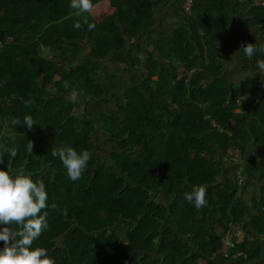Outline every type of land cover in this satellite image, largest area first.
Returning <instances> with one entry per match:
<instances>
[{
  "label": "trees",
  "instance_id": "16d2710c",
  "mask_svg": "<svg viewBox=\"0 0 264 264\" xmlns=\"http://www.w3.org/2000/svg\"><path fill=\"white\" fill-rule=\"evenodd\" d=\"M100 1L92 0L93 6ZM107 1L110 13L96 19L77 15L70 0H0V169L42 181L48 193L41 214L48 213L49 227L32 247L47 249L55 264H200L201 259L216 264L218 258L264 264V173L256 156L243 161L240 184L245 188L261 174L252 203L237 199L234 178L217 181L228 147L240 148L244 158L249 143L264 152V82L259 80L258 90L229 83L222 77L220 46L226 36L239 50L248 43L264 46V5L193 0L191 13H182L185 27L157 41L140 60V45L121 50L151 26L154 7L167 0ZM233 15L239 17L235 24ZM85 19L95 28L88 30ZM77 21L82 28L74 27ZM190 36L196 51H188ZM80 41L88 49L85 59L65 58L68 45L78 55ZM110 52L116 61L144 72L132 71L139 84L123 97L113 96L115 109L87 113L67 95L75 89L104 101L109 92L95 78ZM261 59L262 52L247 58L248 68L258 72ZM178 66L194 69L187 83L175 79ZM243 95L236 111V99ZM30 97L35 103L26 108L22 100ZM25 115L37 123L32 129L22 124ZM14 118L21 124L13 125ZM231 121V135L219 131ZM98 133L108 156L96 152ZM29 141L33 152L27 151ZM68 146L91 155L75 182L52 155ZM11 147L17 149L15 158L7 152ZM197 185L206 188V204L199 210L184 197ZM158 193L167 202H158ZM230 223L242 227L233 250H243L246 258L215 259L221 246L216 229ZM117 224L127 226L122 236Z\"/></svg>",
  "mask_w": 264,
  "mask_h": 264
},
{
  "label": "clouds",
  "instance_id": "9594fccd",
  "mask_svg": "<svg viewBox=\"0 0 264 264\" xmlns=\"http://www.w3.org/2000/svg\"><path fill=\"white\" fill-rule=\"evenodd\" d=\"M70 8L75 10L77 15L90 14L93 11V3L92 0H70ZM83 23L87 24L88 30L95 28V24L89 23L87 19ZM74 27L80 29L83 25L77 21ZM240 52L251 60L257 52L264 53V46L257 47L255 43L242 44L238 53ZM256 66L258 72L264 77V59L257 60ZM64 87H69V84L65 82ZM69 98L73 102H77L78 92L73 89ZM22 102L28 108L35 103V100L33 97H30L28 100H22ZM12 124L20 125L21 121L18 118H14ZM22 124L28 129H32L37 123H35L30 115H25ZM221 128L223 127H218L219 131L223 132ZM33 148V142L29 141L27 151L33 152ZM7 152L10 158L17 156L16 147L8 148ZM240 152L241 159L237 161L228 156L227 150L225 152V157L234 164L233 178L237 183V189H240V184L237 181V172L240 173L241 180H243V165L241 164L243 154L241 150ZM52 155L59 157L67 170L68 177L74 182L81 178L82 173L91 159L89 151L83 150L78 153L71 146L53 150ZM2 162L3 159H0V163ZM184 197L199 210L206 204V188L203 185L194 186L191 192L184 193ZM47 200L48 193L42 181L36 182L31 176L25 175L23 172L13 175L8 169H0V224L6 225L0 229V241L4 244L3 248H0V264H55L54 260L49 257L47 249L43 247H32L34 241L49 227L47 219L48 213L44 211L41 214L42 210L48 207ZM51 207L56 209L57 205L53 204ZM63 215L67 217V209L63 210ZM12 225H16L17 227L13 228ZM236 243L238 241H235ZM218 256L220 254H217L215 259ZM223 257L227 258L225 256Z\"/></svg>",
  "mask_w": 264,
  "mask_h": 264
},
{
  "label": "crops",
  "instance_id": "0c3cea01",
  "mask_svg": "<svg viewBox=\"0 0 264 264\" xmlns=\"http://www.w3.org/2000/svg\"><path fill=\"white\" fill-rule=\"evenodd\" d=\"M181 4L182 0H167L165 4L156 5L151 13V26L147 30L143 31L137 39L128 41L121 51L127 53V51L129 52L131 50H134L137 45H140L143 50L137 52L138 57L140 58V60H144L145 58H147L149 51L148 49H153L157 41L170 36L175 29L185 27L182 19ZM106 5H109L107 0L96 3L93 6V11L90 13V15L94 18L99 17V15L103 13L102 11L105 10ZM238 21L239 17L237 15H233L232 24H235ZM228 40L229 39L226 36L220 44V46L222 47V52L225 55L222 60V77L226 78L229 83H248L252 85L255 90H258L259 80L264 82V77L259 75V72H255L248 68L250 63L248 62L247 58L241 57L239 55L240 53H238L239 49H236L232 45H230ZM80 45L81 49L78 52V55L75 57L71 53V46H66V55L64 57L67 59H71V61H77L78 63H81V61L85 59L87 49L83 41H80ZM187 48L190 52L192 50L196 51L197 49L194 41L191 39V36L188 38ZM115 56L116 54H114L113 52H110L107 55V57L101 62L102 67L99 75L95 78L96 82L104 84L109 92V95L107 97H104V101H98L93 98H85L84 95L78 93L77 101L79 102L81 108H85V111L87 113L98 115L100 113L106 112L107 110L110 111L115 109L113 96L123 97L125 91L128 88L139 84V81L133 79L132 76V71H138L136 70L137 68L135 69L126 65L124 62L116 61ZM160 62L168 63V60L160 59ZM141 70L144 72L143 68H141ZM141 70H139L138 72H141ZM112 77L113 79H111ZM247 95L249 96V94ZM69 97L70 94L67 95L68 99H70ZM97 123L102 126V121L100 118L97 119ZM252 155L256 156L259 169L264 173V152L258 151L251 143L245 146V158L243 157L241 164L243 165V161H246L245 159ZM233 166L234 164L225 157L224 169L221 175L217 178V181L220 182L225 178H233ZM260 177L261 174H257L256 179L252 180V183H250L251 185H248L245 188L243 187L237 189V199L243 202L252 203L253 198L258 197V194L260 192ZM262 181V183H264V179ZM255 193H257V195H255ZM152 197L155 196L152 195ZM249 198H251V200H249ZM156 199L158 202H167V197L162 193H158ZM241 232L243 231L241 230ZM241 232L237 234V240L241 239ZM219 261L221 262L222 260L218 258L216 264H218Z\"/></svg>",
  "mask_w": 264,
  "mask_h": 264
},
{
  "label": "built area",
  "instance_id": "2783aa9c",
  "mask_svg": "<svg viewBox=\"0 0 264 264\" xmlns=\"http://www.w3.org/2000/svg\"><path fill=\"white\" fill-rule=\"evenodd\" d=\"M253 5H264V0H252ZM193 5V0H182L181 4V10L184 14H190L191 9ZM3 47V42L0 41V50ZM194 72L193 68H186L184 66H178L175 73V79L176 80H183L184 83H187L189 79L191 78L192 74ZM247 95L240 96L236 99V109H240V106L242 105L243 99ZM231 126L232 121L230 124L224 126L221 128L222 131L227 133L228 135H231ZM228 156L233 160H240L241 159V152L240 149L237 147H230L227 149ZM238 178L237 181L239 184L242 183L240 173L237 172ZM241 226L238 224H229L227 229H224L222 227H217L216 231L220 234L221 237V246L217 250V254L223 255L225 257H228L231 255L232 258H246V254L243 250H233V246L235 244V239H237V234L241 232ZM200 264H208L205 260L201 259L199 261Z\"/></svg>",
  "mask_w": 264,
  "mask_h": 264
},
{
  "label": "rangeland",
  "instance_id": "374dc122",
  "mask_svg": "<svg viewBox=\"0 0 264 264\" xmlns=\"http://www.w3.org/2000/svg\"><path fill=\"white\" fill-rule=\"evenodd\" d=\"M110 11H111L110 6H109V5H106L105 10L102 11L103 13H101V14L99 15V17H96V18L101 19L103 16L109 14ZM248 62H249V60H248ZM251 72H252V71H251ZM107 111H108V110H107ZM107 111H106V112H107ZM95 142H96V144H94V146L97 145V146L95 147L96 152H97L99 155H101V156H103V155H104V157H105V156H108V151H107V149H106V147H105V145H104V142H103V135H101L100 133L96 134V136H95ZM105 154H106V155H105ZM255 195H257V193H255ZM249 200H251V198H249ZM126 229H127V226H126L125 224H117V225H116L117 233H118L119 235H121V236L123 235V233L125 232ZM227 258H228V257H227ZM232 259H233V258H232ZM218 264H233V262H232L231 260H227V261L222 260L221 262L219 261Z\"/></svg>",
  "mask_w": 264,
  "mask_h": 264
},
{
  "label": "water",
  "instance_id": "95a60500",
  "mask_svg": "<svg viewBox=\"0 0 264 264\" xmlns=\"http://www.w3.org/2000/svg\"><path fill=\"white\" fill-rule=\"evenodd\" d=\"M87 51H88V49H87ZM90 57H88L87 59H86V61L89 59Z\"/></svg>",
  "mask_w": 264,
  "mask_h": 264
}]
</instances>
